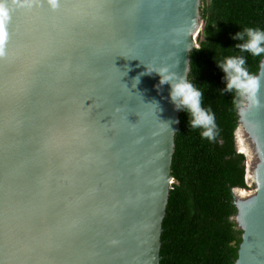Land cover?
Segmentation results:
<instances>
[{
	"label": "water",
	"instance_id": "obj_1",
	"mask_svg": "<svg viewBox=\"0 0 264 264\" xmlns=\"http://www.w3.org/2000/svg\"><path fill=\"white\" fill-rule=\"evenodd\" d=\"M7 2L0 264H161L182 109L156 73L140 74L168 65L188 78L202 0ZM258 75L259 103L239 110L235 132L256 185L233 189L243 230L235 264H264L262 63Z\"/></svg>",
	"mask_w": 264,
	"mask_h": 264
},
{
	"label": "trees",
	"instance_id": "obj_2",
	"mask_svg": "<svg viewBox=\"0 0 264 264\" xmlns=\"http://www.w3.org/2000/svg\"><path fill=\"white\" fill-rule=\"evenodd\" d=\"M201 16L188 79L203 92L202 104L214 113L216 129L213 139L204 138L191 128L187 113H180L161 264H235L242 241L233 189L249 188L248 158L237 149L239 110L234 94L221 92L224 73L215 60L243 55L258 75L264 56L242 53L231 37L247 27L264 29V0H202Z\"/></svg>",
	"mask_w": 264,
	"mask_h": 264
},
{
	"label": "clouds",
	"instance_id": "obj_3",
	"mask_svg": "<svg viewBox=\"0 0 264 264\" xmlns=\"http://www.w3.org/2000/svg\"><path fill=\"white\" fill-rule=\"evenodd\" d=\"M20 6H24V0H21ZM9 20V4L7 0H0V54L3 53V46L7 39ZM231 38L238 41L234 46L242 53L247 52L254 57L264 56V29L247 27L236 32ZM215 62L224 73L225 87L221 89V92L234 94L233 101L238 110L259 103L260 77L249 71L246 67V58L243 55L227 56L221 60H215ZM261 63L264 64V60ZM152 73L159 76L158 89L165 84L170 85V100L177 110H184L190 117L191 128L200 129L202 137L213 139L216 129L215 115L210 107L203 106L201 89L196 87L185 75L173 71L168 65L146 66V72L140 75ZM135 81L136 86L140 81V76H137ZM155 104L158 106V102Z\"/></svg>",
	"mask_w": 264,
	"mask_h": 264
},
{
	"label": "bare ground",
	"instance_id": "obj_4",
	"mask_svg": "<svg viewBox=\"0 0 264 264\" xmlns=\"http://www.w3.org/2000/svg\"><path fill=\"white\" fill-rule=\"evenodd\" d=\"M241 135H242V138H241ZM238 141H239V146L241 150L243 151L244 149L251 156L252 152L250 151V148H249L248 137H247L245 129H243L242 127L238 131ZM251 176H253V173L251 174ZM239 193L242 195H245L248 192L242 190Z\"/></svg>",
	"mask_w": 264,
	"mask_h": 264
},
{
	"label": "rangeland",
	"instance_id": "obj_5",
	"mask_svg": "<svg viewBox=\"0 0 264 264\" xmlns=\"http://www.w3.org/2000/svg\"><path fill=\"white\" fill-rule=\"evenodd\" d=\"M243 148V147H242ZM243 151H245L244 149H243ZM246 152V151H245ZM248 165L250 166V163H251V160H248ZM248 185H249V188H246V191H248V192H255V190H256V185L252 182V181H249L248 182Z\"/></svg>",
	"mask_w": 264,
	"mask_h": 264
}]
</instances>
